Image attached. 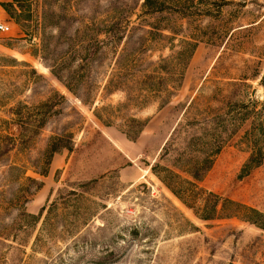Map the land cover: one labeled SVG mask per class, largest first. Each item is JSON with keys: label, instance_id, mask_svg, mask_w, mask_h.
Here are the masks:
<instances>
[{"label": "rangeland", "instance_id": "1", "mask_svg": "<svg viewBox=\"0 0 264 264\" xmlns=\"http://www.w3.org/2000/svg\"><path fill=\"white\" fill-rule=\"evenodd\" d=\"M119 1L132 0L0 2V22L10 27L0 34V136H18L19 119L43 121L23 158L31 163L51 136L72 134V150L55 153L45 176L26 172L40 188L24 208L16 200L23 180L5 166L16 162V152L1 163L0 264H264V230L257 226L264 227V157L243 170L253 142L264 151L258 131L264 129V0H193L185 16L146 17L149 25H170L176 35L154 43L145 63L189 53L178 90L167 103L146 105L127 101L120 91L106 94L109 55L89 78L92 103L85 105L51 69L64 80L76 72L84 26L112 23ZM96 112L112 124L103 125ZM131 118L145 123L135 141L123 133ZM202 128L217 132L220 151L189 209L151 168L176 155L159 161L175 131L178 149L181 139L199 136ZM72 191L75 196L68 195ZM209 194L219 199L218 215L234 217H197ZM22 213L43 214L33 221Z\"/></svg>", "mask_w": 264, "mask_h": 264}, {"label": "trees", "instance_id": "2", "mask_svg": "<svg viewBox=\"0 0 264 264\" xmlns=\"http://www.w3.org/2000/svg\"><path fill=\"white\" fill-rule=\"evenodd\" d=\"M192 4L193 0H132L130 3L119 1L113 9L117 17H114L112 23L103 25L101 29H96L95 23H91V26H84L85 41L81 45V63L78 70L69 74L65 80L54 68L51 69V74L83 104H91L89 98L93 81L89 78L94 70H99L106 65L105 61L110 55L112 59L107 65L109 71L103 88L106 94L120 91L125 94L127 101L136 99V101L139 100L140 105H146L153 99H161L162 104L167 103L169 97L173 95V91H177L181 85L183 69L187 64L189 53L187 55V53L175 52L166 58L160 57L158 61L145 63L142 57L154 49V43L160 38L174 40L176 35V31L173 27H169L170 25L159 23L152 26L145 18L158 17L162 14L185 16L193 8ZM135 10L139 11L140 14H137L135 20L132 21L133 16L136 15ZM166 20L171 21L170 18ZM146 26H149L150 29L146 30ZM166 30L173 37L162 33ZM100 32L102 38H100ZM134 91L138 92L136 97L131 96ZM94 116L103 125L112 124L110 116L102 118L97 112ZM21 117L24 119L23 115ZM18 124L20 127L18 136H0V165L10 158L12 151L16 152L15 160L17 163L13 162V165L5 164V166H7V171L18 174V180H23L19 186L16 200L21 202L20 208H24L31 191L40 188V183L35 178L26 176V172L31 168L34 174L45 176L55 153L61 149L72 150V134H64L61 137L51 136L43 151L38 153V158L30 163L23 158L30 146L33 145L35 138L40 135L43 121L25 123L19 119ZM144 125L143 121L131 118L129 123L124 125L123 133L130 141H135L142 132ZM207 131L202 128L199 136L190 135L187 139H181L182 147L178 149L175 148V144L179 141L177 135H180V132L175 131L163 147L159 161H166L171 153H176V155L171 158L168 165L155 163L151 168L152 174L189 209L193 208L199 198L198 195L201 190H196L198 188L197 183L204 180L220 151L219 135L215 130H212V133ZM253 131L251 130L249 134ZM258 131L264 133L261 125ZM253 143L251 155L243 166L244 171L258 166L264 157L263 148L257 145V141ZM22 162L29 163V167ZM68 195L75 196V193L72 191ZM201 202V208L199 211H194V214L202 220L234 217L233 213L218 215L219 199L216 195L209 194L207 198L201 199ZM226 203L235 205L230 201ZM248 210L252 214L261 216L253 209ZM220 211L225 212L224 206ZM22 214L29 216L33 221H38L43 213L39 217ZM257 226L264 230V227Z\"/></svg>", "mask_w": 264, "mask_h": 264}, {"label": "built area", "instance_id": "3", "mask_svg": "<svg viewBox=\"0 0 264 264\" xmlns=\"http://www.w3.org/2000/svg\"><path fill=\"white\" fill-rule=\"evenodd\" d=\"M9 30L10 27L6 23L0 22V34L7 33Z\"/></svg>", "mask_w": 264, "mask_h": 264}, {"label": "crops", "instance_id": "4", "mask_svg": "<svg viewBox=\"0 0 264 264\" xmlns=\"http://www.w3.org/2000/svg\"><path fill=\"white\" fill-rule=\"evenodd\" d=\"M10 0H0V2L1 3H3V4H6V3H8Z\"/></svg>", "mask_w": 264, "mask_h": 264}]
</instances>
